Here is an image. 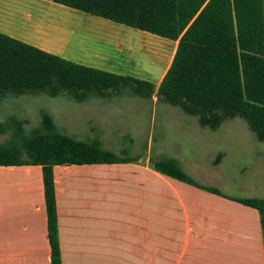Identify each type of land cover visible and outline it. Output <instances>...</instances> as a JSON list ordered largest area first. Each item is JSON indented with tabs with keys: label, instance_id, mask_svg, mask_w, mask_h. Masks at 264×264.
<instances>
[{
	"label": "crops",
	"instance_id": "1",
	"mask_svg": "<svg viewBox=\"0 0 264 264\" xmlns=\"http://www.w3.org/2000/svg\"><path fill=\"white\" fill-rule=\"evenodd\" d=\"M80 16L88 15L48 0H0V33L65 60L71 57L76 64L123 75V46L113 35L130 36L134 28L89 16L99 29L90 46L75 29L83 21ZM71 40L75 51L67 47ZM126 98L132 97L77 103L89 115L87 127L65 133L80 141L98 140L104 150L131 162L53 167L60 264H264L255 210L151 168V159H174L196 182L208 186L201 163L207 159L210 165L212 153L231 144L235 148L236 141L213 140L211 145L204 128L180 118V109L167 108L160 110L154 156L137 154L138 128L130 129L132 134L116 129L115 136L93 114L114 107L120 111L119 101ZM152 143L151 130L146 147ZM168 146L173 153L167 154ZM209 168L217 171L219 166ZM205 201L215 217L205 214ZM0 264H51L40 166H0Z\"/></svg>",
	"mask_w": 264,
	"mask_h": 264
},
{
	"label": "trees",
	"instance_id": "2",
	"mask_svg": "<svg viewBox=\"0 0 264 264\" xmlns=\"http://www.w3.org/2000/svg\"><path fill=\"white\" fill-rule=\"evenodd\" d=\"M48 1L177 42L172 60L156 86L76 64L0 33V98L44 94L84 103L155 97L210 131L239 118L264 143V0ZM25 123L16 117L0 123V133L9 134L0 143V166L42 168L51 264H60L53 167L131 161L104 150L98 140L60 132L47 114L29 134L22 133ZM150 163L161 175L255 210L264 242V199L232 197L199 184L174 159Z\"/></svg>",
	"mask_w": 264,
	"mask_h": 264
},
{
	"label": "rangeland",
	"instance_id": "3",
	"mask_svg": "<svg viewBox=\"0 0 264 264\" xmlns=\"http://www.w3.org/2000/svg\"><path fill=\"white\" fill-rule=\"evenodd\" d=\"M86 15L88 16H80L83 21L76 24L75 29L78 33L83 34L87 39L86 42L92 46L95 45L98 38L96 32L99 29H97L96 23L90 20L89 16L91 15ZM72 26H69V28H73ZM133 31L134 34L130 36L120 33L113 35L120 38L118 41L123 46L121 54L124 56L125 62L120 72L123 75L148 81L157 86L172 60L176 42L136 29H133ZM67 47L73 51L77 50V46L72 40ZM66 60L73 61L71 57ZM119 103L117 110L120 111L116 112L114 107L109 112L93 113L94 117L102 119V123L110 131L109 134L115 136L119 133L116 132V129H120V132L126 130L127 134H132V128H138L139 131L134 133V146L137 154L148 153L154 156L155 151L158 149L157 122L161 113L160 110L175 109V107L157 102L155 97L151 100L126 98L119 101ZM83 109L79 104L64 96L52 98L44 94H7L0 98V123L5 122L10 117L25 120L26 123L22 126V133L29 134L30 131L39 127L41 114H47L52 118L55 125H62L61 130L64 134L71 135L72 133H77L73 130L83 131L87 127L86 119L89 115L83 112ZM176 111H178L180 118L189 119L190 122L197 123L195 117L187 116L181 110ZM151 130L153 143L149 145L148 149L146 147L147 138ZM204 131L205 138L212 140L211 145H213L214 141L222 144L232 143L233 141L237 143L235 148L231 144L230 148L221 147L219 152L212 153L210 165L219 166L217 171H211L207 159L201 163L205 168L204 176L207 177H204L206 178L205 180L208 179L211 182H208V184L228 196L264 198L262 197L264 196V143L258 142L246 123L239 118L224 122L219 130L213 133L207 129ZM177 135L182 136L183 134L179 133ZM8 139V133H0V143H4ZM171 148V146L167 147V154L173 153L174 149ZM208 149L212 151L214 148L208 147ZM204 203L209 208L208 202L205 201ZM208 210L205 214L210 218L215 217V211H211L210 208ZM235 219L239 220L241 218L237 215Z\"/></svg>",
	"mask_w": 264,
	"mask_h": 264
}]
</instances>
